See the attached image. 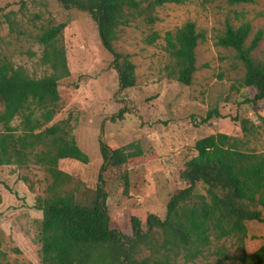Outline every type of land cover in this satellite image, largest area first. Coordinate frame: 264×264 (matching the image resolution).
I'll return each mask as SVG.
<instances>
[{
  "label": "rangeland",
  "instance_id": "374dc122",
  "mask_svg": "<svg viewBox=\"0 0 264 264\" xmlns=\"http://www.w3.org/2000/svg\"><path fill=\"white\" fill-rule=\"evenodd\" d=\"M157 15L159 21L152 28L137 21L119 30L116 50L131 56L138 77L136 88L119 92L113 56L103 47L90 15L65 10L58 0H0V63L10 61L33 79L54 73L43 62L45 47L40 37L51 27L67 24L61 44L71 76L60 82L59 111L47 128L66 125L90 157L89 164L60 162V170L73 178L67 190L78 201L92 200L103 165L101 139L117 148L140 144L151 156L148 162L129 168L128 197L121 192L122 181L110 189L113 226L127 235H132L133 217L144 223L150 214L166 218L173 196L186 187L181 173L198 156L200 140L222 133L237 141L243 151L264 152V109L240 106L243 95L254 94L244 85L246 68L234 49L218 45L228 24L239 28L251 23L248 45L259 31L264 33V0L236 6L226 0H188L183 5L167 4ZM190 22L205 39L197 49L198 71L188 87L177 80L176 59L166 37ZM153 33L161 39L149 45L147 39ZM253 56L264 63V37ZM123 109L131 112L113 121ZM216 109L239 117V122L229 118L204 124L202 120ZM41 115L36 109L35 117ZM22 122V116L13 122L18 135L23 133ZM52 182L47 170L37 164L0 167V264H42L43 212L38 207L39 200L48 197ZM247 226L245 240L214 236L204 256L194 262L181 256L178 264H246L245 259L264 246V224Z\"/></svg>",
  "mask_w": 264,
  "mask_h": 264
},
{
  "label": "trees",
  "instance_id": "16d2710c",
  "mask_svg": "<svg viewBox=\"0 0 264 264\" xmlns=\"http://www.w3.org/2000/svg\"><path fill=\"white\" fill-rule=\"evenodd\" d=\"M188 0H58L68 11L76 10L91 16L97 24L103 47L113 56L112 67L119 78V92L137 86V67L131 56L116 50L121 27L141 21L154 27L157 11L167 4L183 5ZM236 6L252 0H226ZM67 24L47 29L40 37L45 47L43 62L53 75L31 78L10 61L0 63V167L30 164L43 166L53 179L48 197L39 200L43 212L42 264H178L181 256L187 262L204 256L212 238L234 236L245 240L248 223L264 224V152L243 151L226 134L212 135L196 144L198 156L187 162L181 173L185 188L177 192L168 205L164 220L150 214L144 223L133 217L132 235L113 226L110 214V189L122 181V194L130 195L129 168L146 163L147 155L140 144L117 148L100 141L103 159L98 186L91 201H78L67 190L73 178L60 170L63 160L89 164L90 157L70 135L66 125L48 127L58 114L61 100L60 82L71 76L67 51L61 38ZM251 23L239 28L228 24L218 45L234 49L246 68L244 85L253 91L242 96L240 106L264 109V63L253 54L263 41L259 31L250 45ZM161 37L153 33L147 39L154 45ZM205 35L195 23H187L175 34L168 33V49L176 59L177 80L192 86L198 71L197 49ZM36 109L42 115L35 117ZM28 112V113H27ZM131 110L123 109L113 121L123 120ZM22 116L23 133L17 134L13 122ZM239 117L224 115L219 109L209 112L204 124ZM246 264H264V246Z\"/></svg>",
  "mask_w": 264,
  "mask_h": 264
}]
</instances>
